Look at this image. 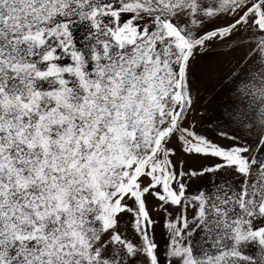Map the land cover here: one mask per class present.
I'll return each instance as SVG.
<instances>
[{
    "label": "snow or ice",
    "instance_id": "6c2138e0",
    "mask_svg": "<svg viewBox=\"0 0 264 264\" xmlns=\"http://www.w3.org/2000/svg\"><path fill=\"white\" fill-rule=\"evenodd\" d=\"M0 264H264V0H0Z\"/></svg>",
    "mask_w": 264,
    "mask_h": 264
},
{
    "label": "rangeland",
    "instance_id": "374dc122",
    "mask_svg": "<svg viewBox=\"0 0 264 264\" xmlns=\"http://www.w3.org/2000/svg\"><path fill=\"white\" fill-rule=\"evenodd\" d=\"M225 56L226 52L218 48L215 50V54L207 58V62L198 66L197 69L200 75V84L206 91L202 92L204 100L201 101V104L204 107L197 108L191 119L196 123L197 131L208 129L210 135L212 132L208 125L219 116L222 110L221 105L228 98V89L220 83ZM205 107L207 112H205ZM201 113L204 115L202 116Z\"/></svg>",
    "mask_w": 264,
    "mask_h": 264
}]
</instances>
